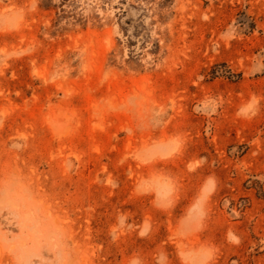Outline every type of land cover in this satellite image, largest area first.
Returning <instances> with one entry per match:
<instances>
[{
  "label": "rangeland",
  "instance_id": "rangeland-1",
  "mask_svg": "<svg viewBox=\"0 0 264 264\" xmlns=\"http://www.w3.org/2000/svg\"><path fill=\"white\" fill-rule=\"evenodd\" d=\"M0 264H264V0H0Z\"/></svg>",
  "mask_w": 264,
  "mask_h": 264
}]
</instances>
